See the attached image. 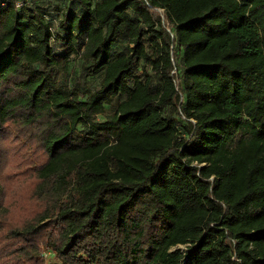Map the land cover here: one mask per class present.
I'll return each instance as SVG.
<instances>
[{"label": "trees", "instance_id": "16d2710c", "mask_svg": "<svg viewBox=\"0 0 264 264\" xmlns=\"http://www.w3.org/2000/svg\"><path fill=\"white\" fill-rule=\"evenodd\" d=\"M5 1L0 264H264V0Z\"/></svg>", "mask_w": 264, "mask_h": 264}, {"label": "rangeland", "instance_id": "374dc122", "mask_svg": "<svg viewBox=\"0 0 264 264\" xmlns=\"http://www.w3.org/2000/svg\"><path fill=\"white\" fill-rule=\"evenodd\" d=\"M41 4L47 5L50 3L51 0H39ZM59 6H57L58 9L61 11H76L77 10V5L75 2L72 0H58ZM160 12L163 13V10H159ZM58 26V25H57ZM58 26V30H59ZM145 41H148V34L145 36ZM148 43V42H147ZM57 46L59 45L58 43H55ZM124 42H116L113 45V50H120L124 46ZM81 58L78 56H75L74 54L71 55V60H70V75L69 78L67 79L66 83L68 84L69 87H74V86H79L84 89H90L94 88L100 81L102 74H94V75H88L85 71V69L82 67V62ZM144 66V62H142L141 67L139 68L138 72L139 74L142 73V69ZM154 83L157 84V79H154ZM107 113L112 112V107H107L106 110ZM104 115H100L99 119H103ZM182 248H186V246L182 245ZM44 257L46 258L48 263L51 264H58L60 263L59 258L55 255L54 251L51 249H45L43 252Z\"/></svg>", "mask_w": 264, "mask_h": 264}, {"label": "built area", "instance_id": "2783aa9c", "mask_svg": "<svg viewBox=\"0 0 264 264\" xmlns=\"http://www.w3.org/2000/svg\"><path fill=\"white\" fill-rule=\"evenodd\" d=\"M5 0H1L0 1V5H5ZM30 4V5H34V3L32 2V0H17V6L20 8V7H23L25 4ZM52 13H54L53 11H51L50 13H47V14H45V18L47 19V20H49V21H51L52 22V25H51V30H53L54 31V29L57 27V24H58V20H59V17L58 16H56V17H51L50 15L52 14ZM182 245H179L178 247L180 248V249H182L183 251H185L186 250V248H182L181 247ZM184 246H186V245H184ZM176 247H174L173 249H175Z\"/></svg>", "mask_w": 264, "mask_h": 264}]
</instances>
